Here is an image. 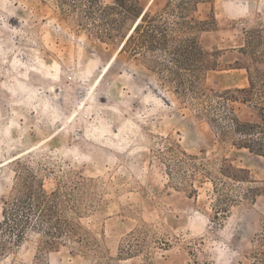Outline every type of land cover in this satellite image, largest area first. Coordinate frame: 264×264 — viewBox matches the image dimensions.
I'll list each match as a JSON object with an SVG mask.
<instances>
[{
	"label": "rangeland",
	"instance_id": "1",
	"mask_svg": "<svg viewBox=\"0 0 264 264\" xmlns=\"http://www.w3.org/2000/svg\"><path fill=\"white\" fill-rule=\"evenodd\" d=\"M180 1L0 0V264L263 249L264 156L233 124L262 120L264 0ZM145 12L167 45L126 38ZM29 190L44 204L19 231L4 212Z\"/></svg>",
	"mask_w": 264,
	"mask_h": 264
},
{
	"label": "trees",
	"instance_id": "2",
	"mask_svg": "<svg viewBox=\"0 0 264 264\" xmlns=\"http://www.w3.org/2000/svg\"><path fill=\"white\" fill-rule=\"evenodd\" d=\"M90 2H93V0H90ZM191 3V0H181L179 2V9L183 10L187 9L188 5ZM139 17L140 22L137 24L135 29L133 30L136 33H145V36L152 39L151 43L155 47L157 45H167L169 42L168 37V28L163 25L154 24V20H156V17L150 16L149 13L141 14ZM138 17V18H139ZM182 17V16H181ZM137 18V19H138ZM136 19V20H137ZM181 22L178 21L176 24H183V26L188 27V21L186 20L185 16L181 18ZM135 23V22H134ZM133 26V25H132ZM160 34V39L157 41L155 40V34ZM180 46L187 51V53L195 52V47L191 41L185 40L184 42H180ZM164 50H166V47H164ZM182 49H176L174 52H170L172 54V59L175 58V55ZM252 87V84H251ZM247 91V90H246ZM261 109V122L260 123H241L237 120H235V124H233L234 132L241 135L244 139L242 142L245 143V147H247L249 150L256 152L257 154H260L264 156V107H260ZM225 175V174H223ZM230 179L237 180L234 174L231 175H225ZM241 181V180H239ZM218 190V189H217ZM36 193V192H35ZM43 197V195L41 196ZM227 199V198H226ZM229 200V199H228ZM43 202L41 201L40 197L34 194L32 191H28L23 193V196L21 198L16 199V201H11L10 204H8L11 211H8V209L4 212V218L11 216L13 220L15 221V226L13 229L19 230V228L23 227V224L30 219V215L34 214V210L37 209L40 210V206H43ZM222 211L224 209L222 208ZM27 213L23 215L24 213ZM19 214L23 215L25 219H22L23 216L18 218L16 215ZM10 219V218H9ZM20 231V230H19ZM16 237H19L20 235H15ZM260 246H263V249H258L257 252L253 254V262L252 264H264V236L261 238V244ZM260 248V247H259Z\"/></svg>",
	"mask_w": 264,
	"mask_h": 264
},
{
	"label": "bare ground",
	"instance_id": "3",
	"mask_svg": "<svg viewBox=\"0 0 264 264\" xmlns=\"http://www.w3.org/2000/svg\"><path fill=\"white\" fill-rule=\"evenodd\" d=\"M140 18H141V17H139V18L135 21V23L133 24V26H132L131 29L129 30L128 35L126 36V38H127L132 32H133V30L135 29V27H136L137 24L139 23ZM126 38H125V40H126ZM125 40L122 42L120 48L123 46ZM119 50H120V49H119Z\"/></svg>",
	"mask_w": 264,
	"mask_h": 264
}]
</instances>
